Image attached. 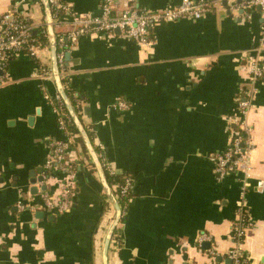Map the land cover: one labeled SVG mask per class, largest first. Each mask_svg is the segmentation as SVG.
Wrapping results in <instances>:
<instances>
[{
    "label": "crops",
    "instance_id": "crops-1",
    "mask_svg": "<svg viewBox=\"0 0 264 264\" xmlns=\"http://www.w3.org/2000/svg\"><path fill=\"white\" fill-rule=\"evenodd\" d=\"M61 1L71 11L92 14L101 3ZM180 2L136 0V5L155 12ZM8 10L31 22L34 34L45 22L41 0H0V14ZM62 18L68 22L70 14ZM260 25L258 8L246 17L214 0L200 18L153 29L145 47L117 30L65 43L67 85L79 98V118L103 158L131 178L107 264H209L210 247L227 264L231 225L241 204L251 221L241 250L249 264H264V187H256L264 180V80L246 119L253 146L243 194L242 174L217 179L211 160L229 142L234 125L227 117L236 114L234 98L249 82L243 53L254 55ZM40 66H51L49 44L41 43L35 55H13L0 73V264H103L114 210L95 168L82 164L78 144L68 151L75 166L69 210L54 214L41 208V195L57 191L65 173L44 166L49 140L63 135L34 75ZM44 84L50 94L56 92L53 80ZM119 102L127 107L121 110ZM19 201L25 208H17ZM200 233L211 242L198 245Z\"/></svg>",
    "mask_w": 264,
    "mask_h": 264
},
{
    "label": "built area",
    "instance_id": "built-area-1",
    "mask_svg": "<svg viewBox=\"0 0 264 264\" xmlns=\"http://www.w3.org/2000/svg\"><path fill=\"white\" fill-rule=\"evenodd\" d=\"M224 1L230 10H243V14L246 17L250 16V10L258 8L261 20L259 36L251 50L254 55L243 53L241 67L246 71L249 82L234 98L236 114L227 117V124H234L229 142L223 151L214 153L211 156L217 179H222L232 172L242 174V178L239 179V188L241 194H243V191L249 186V156L253 146L250 137L251 126L246 119L249 110L252 108L253 97L257 92V84L264 80V0ZM48 2L51 8L53 29H58L65 24L68 26L66 31L55 34L60 76H67L64 61L65 40L75 41L80 35L114 32L117 30L133 40L137 45L145 47L152 43L150 32L156 27L184 17L200 18L204 13L211 11L214 4V0H181L177 5H170L162 10L151 12L139 9L136 5V0H101L99 13L92 14L90 12L76 13L71 11L69 5L61 0H48ZM63 13L70 14L68 22L63 20ZM33 29V24L15 10H8L0 14V73L4 72L9 59L13 55L22 51L30 55L36 54V50L41 43L38 38L34 37ZM40 29L46 30L45 22L40 24ZM34 75L43 82L40 85L43 98L49 103L55 115L58 129L63 135L62 139L49 140V154L45 159L44 166L47 170H61L65 173L64 180L57 191L41 195V208L54 214L63 213L69 210L72 204L75 186V166L68 156L69 142L71 141V135L67 129L69 120L67 114L63 111L64 106L58 93L50 94L44 84V81L52 80L51 67L40 66ZM2 79L0 75V82ZM67 84L66 86L68 87ZM71 95L74 97L75 93L72 92ZM76 105L78 107L79 101L76 102ZM118 107L123 110L127 106L124 102H119ZM97 156L104 172L107 171L109 175L118 174L115 168L103 158L101 152L97 153ZM100 157H102V161ZM130 187L131 178L129 176H124L121 184L115 182L113 185L117 195L124 197ZM256 187L262 189L264 180H258ZM25 206L22 201L17 202V208L23 209ZM236 214L237 217L232 223L230 231L232 246L225 256L230 261V264H249L243 258L241 242L245 231L251 226V221L243 204L238 207ZM196 241L198 245L204 242H211V236L206 233H200L197 235ZM205 251L209 264H223L221 261H217L219 255L213 247Z\"/></svg>",
    "mask_w": 264,
    "mask_h": 264
},
{
    "label": "water",
    "instance_id": "water-1",
    "mask_svg": "<svg viewBox=\"0 0 264 264\" xmlns=\"http://www.w3.org/2000/svg\"><path fill=\"white\" fill-rule=\"evenodd\" d=\"M41 3L43 5V9H44V14H45V25H46V30L49 36V50H50V67H51V73H52V80L54 82L55 88H56V92L58 93V95L60 96V99L63 103V106L67 112V116H68V120L75 126L77 132L79 133L80 138L82 139V142L87 150V153L89 154L90 158H91V162L96 170V173L103 185V188L105 190V193L107 195V198L114 210V216H113V220L110 224V227L106 233L105 239H104V243H103V248H102V260H103V264H107V252H108V246L113 234V231L115 229L116 224L119 222V220L121 219V208L111 190V188L109 187L107 180H106V175L105 172L102 168L101 162L97 156V153L93 147V144L91 143V139L86 131V128L84 126V124L81 122L79 116L77 115V113L75 112L64 88L61 82V78H60V74H59V66H58V62H57V42H56V35L53 29V20H52V14H51V8L49 5L48 0H41ZM65 42H67V40H65ZM69 59V53L65 52L64 53V61L65 64L67 62V60ZM234 125V124H233ZM36 181H42V176L38 177V178H33L30 182L32 185H34L36 183ZM40 190L45 191L46 190V185H42L39 187ZM36 187L33 186L30 189V192H35L36 191ZM206 245V244H204ZM221 258L218 257L217 261H219ZM227 264L230 263L229 260L226 259Z\"/></svg>",
    "mask_w": 264,
    "mask_h": 264
},
{
    "label": "trees",
    "instance_id": "trees-1",
    "mask_svg": "<svg viewBox=\"0 0 264 264\" xmlns=\"http://www.w3.org/2000/svg\"><path fill=\"white\" fill-rule=\"evenodd\" d=\"M67 27V26H66ZM58 28V29H55L54 32L55 34H57V32H64L68 29V27L66 28ZM45 31V32H44ZM42 30V29H39L37 30V32L34 34V37L35 38H38V40L40 41V43H43V44H49V38H48V35L46 33V30ZM57 51H58V47H57ZM65 68H66V64H65ZM67 69V68H66ZM61 78V82H62V85H63V88L75 110V112L77 113V115L79 116V113H78V107L76 105V102L79 100L78 96L75 95L74 97L71 95L72 93V90L66 86V83L68 81V77L67 76H60ZM63 111L65 114H67L65 108L63 107ZM80 117V116H79ZM86 128V127H85ZM67 129L71 135V141L69 142V147H72L73 144H78L79 147L81 148V153L83 155V157L81 158V162L82 164L85 163L86 165L90 166L91 167V170H94V166L93 164L89 161V155L87 153V150L82 142V139L80 138L79 136V133L77 132L75 126L69 121L68 122V125H67ZM86 131L91 139V143H92V137H91V132L90 130H88V128H86ZM93 144V143H92ZM95 150H96V153H100L99 149L95 146ZM101 161H102V157H100ZM105 175H106V180H107V183L109 185V187L111 188L121 210H122V216L121 218H123V214H124V209H125V204H126V201L127 199L129 198L130 194H131V187L129 188L128 192H127V195L124 197V196H118L117 195V191L116 189L113 188V185L115 182H119V184L122 183L123 181V177L124 176H129L127 174H117V175H109L107 173V171H105ZM243 258L246 260V257H245V254L243 253ZM230 264V263H229Z\"/></svg>",
    "mask_w": 264,
    "mask_h": 264
}]
</instances>
